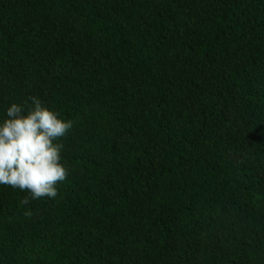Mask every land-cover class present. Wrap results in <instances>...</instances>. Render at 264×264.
<instances>
[{"label": "trees", "instance_id": "obj_1", "mask_svg": "<svg viewBox=\"0 0 264 264\" xmlns=\"http://www.w3.org/2000/svg\"><path fill=\"white\" fill-rule=\"evenodd\" d=\"M29 96L69 175L0 185V264H264V0H0V122Z\"/></svg>", "mask_w": 264, "mask_h": 264}, {"label": "clouds", "instance_id": "obj_2", "mask_svg": "<svg viewBox=\"0 0 264 264\" xmlns=\"http://www.w3.org/2000/svg\"><path fill=\"white\" fill-rule=\"evenodd\" d=\"M72 128V120L60 118L58 111L35 96L23 104L12 103L0 122V185L28 192L32 200L55 199L58 186L69 175L63 162L64 145L57 141ZM20 203L27 205L29 197Z\"/></svg>", "mask_w": 264, "mask_h": 264}]
</instances>
